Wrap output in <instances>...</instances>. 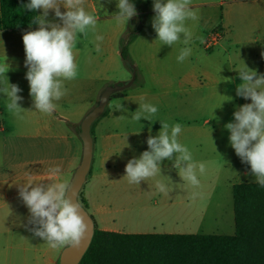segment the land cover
<instances>
[{
	"label": "crops",
	"instance_id": "obj_1",
	"mask_svg": "<svg viewBox=\"0 0 264 264\" xmlns=\"http://www.w3.org/2000/svg\"><path fill=\"white\" fill-rule=\"evenodd\" d=\"M143 1L153 6V0ZM234 2L228 8L222 4L213 8L203 5L199 9L190 5L198 19L186 21L192 33L188 45L192 54L183 63L177 61V56L185 45L170 47L156 40L152 27L155 13L150 9L144 26L129 45L133 69L139 72L138 85L130 83L129 87L113 92L107 106L109 114L94 127L93 162L81 195L100 229L127 234H187L177 230L186 226L187 219L202 220L208 215L211 205L217 204L224 178L232 193L237 184L256 183L250 175V165L242 163L231 147L225 125L234 122L233 113L240 106L251 103L250 99L236 95L237 85L242 82L237 70L245 64L264 74V0ZM83 6L87 12L98 14L99 20L114 21L116 0H84ZM65 10L61 7L62 12ZM136 10L138 15L128 24L131 20L137 24L142 12ZM38 12L42 14V10ZM47 19L62 23L52 10ZM126 25L118 23L107 34L102 47L109 58L93 76L87 71L92 62L87 57L83 60V47L78 43L75 59L79 69L84 67L85 74L81 69L77 79L65 81L68 94L56 102L58 107L52 116L35 111L25 78L22 36L38 25L16 31L0 30V63L10 65L6 73L8 82L22 90L18 93L23 97L19 103L25 109L23 119L10 115L5 108L6 97L0 93V264H57L52 249L30 231V214L18 188L29 181L53 183L61 178L70 184L83 154L79 136L82 121L107 89L131 82L116 73H122V43L129 39L130 30ZM216 30L221 33L220 41L207 50L205 42ZM224 78H231V82ZM4 79L0 77V81ZM0 87H4L2 82ZM117 92H124L123 96L113 98ZM141 102L157 106L153 122L131 119ZM117 103H122L126 111L117 110ZM159 120L181 123L179 142L188 146L195 161L206 163L205 173H198V187L183 182L173 168L174 161L167 159L161 162L162 175L139 185L123 178L127 162L148 150L149 135L158 134ZM227 158L241 164V174H233L225 164ZM57 166L61 168L60 176L49 178L48 169ZM237 177L246 181L233 183L232 179ZM157 181L170 188L167 195L157 191Z\"/></svg>",
	"mask_w": 264,
	"mask_h": 264
},
{
	"label": "clouds",
	"instance_id": "obj_2",
	"mask_svg": "<svg viewBox=\"0 0 264 264\" xmlns=\"http://www.w3.org/2000/svg\"><path fill=\"white\" fill-rule=\"evenodd\" d=\"M83 3L84 0H29L22 6L31 13L42 10L41 15H35L30 21L38 25V28L26 31L22 36L29 95L33 108L41 114L52 116L58 107L56 102L68 94L65 81L79 77L80 69L75 57L81 35L85 40L90 35L94 36L91 42L95 43V51L101 52L100 43L97 42H102L104 37L96 34L99 16L87 12ZM190 5L191 0H153L155 16L152 27L157 34L156 40L170 47L183 43L185 47L180 49L177 56L179 63H183L192 54V48L188 46L192 33L186 21L197 20L198 14ZM61 7L66 10L62 12ZM116 8L112 17L117 23L128 24L131 18L138 15L131 0H116ZM50 10L54 11L55 17L62 23L47 19ZM9 70L8 63H0V77L5 78L0 81L4 84V87H0V93L6 97V111L23 119L22 112L25 109L19 103L23 97L18 95L22 90L16 84H9L6 76ZM237 71L242 82L237 85L236 95L250 99L251 103L240 106L233 113L234 122L227 123L225 128L230 132L229 142L236 155L242 163L250 165V175L257 184L264 187V74H258L245 64ZM224 79L231 82V78ZM115 107L126 111L122 103H117ZM157 113V106L141 102L131 119L139 122L143 118L153 122ZM159 121L161 128L158 134L149 135L147 139L148 150L142 152L139 158L127 162L123 178L130 184L139 185L141 181L162 175L161 162L167 159L174 161L173 168L183 182L198 187V173H205L206 163L195 161L188 146L179 142L178 137L183 130L181 123ZM60 174L59 166L48 169L49 178L59 177ZM155 187L165 195L170 191L161 181H157ZM69 188L68 180L63 178L53 183L29 181L18 188L19 197L30 214V231L53 250L79 247L87 231L77 194L74 201L67 195Z\"/></svg>",
	"mask_w": 264,
	"mask_h": 264
},
{
	"label": "trees",
	"instance_id": "obj_3",
	"mask_svg": "<svg viewBox=\"0 0 264 264\" xmlns=\"http://www.w3.org/2000/svg\"><path fill=\"white\" fill-rule=\"evenodd\" d=\"M29 0H0V30L16 31L34 27L31 13L22 6ZM142 8L148 2L131 0ZM137 28L123 40L122 57L133 69L129 45L140 31ZM131 82L138 85L139 75L133 69ZM126 91V90H125ZM124 92L112 97L119 98ZM109 114L106 108L102 117ZM99 120L92 126L94 127ZM87 209V201L79 196ZM235 233L218 234H127L104 231L96 223L92 243L80 264H264V187L257 183H241L233 188Z\"/></svg>",
	"mask_w": 264,
	"mask_h": 264
},
{
	"label": "rangeland",
	"instance_id": "obj_4",
	"mask_svg": "<svg viewBox=\"0 0 264 264\" xmlns=\"http://www.w3.org/2000/svg\"><path fill=\"white\" fill-rule=\"evenodd\" d=\"M221 4L225 8H228L230 5L235 4V2L234 0H191V5H193L197 9H199L203 5H207L208 7L213 8L216 6H220ZM135 8H137L139 12H142V14H141V17H138L137 24L134 23L135 21L131 20L130 23L126 25V29L127 27H132L131 29L132 31L133 29L137 28L138 25L140 26V23L143 24L141 28L144 26V23L146 22L148 18L150 9H152L153 6H151L148 3L147 6L143 5L142 8H139L137 6H135ZM106 21L107 20L105 18L102 20H99L98 25H97L96 34L102 35L104 37L102 42H97V43H100V47H101L100 53H97L95 51V43L91 42L94 40V36L90 35L89 39L85 40V39H82V35H81V41L79 44L83 47V60H85L87 57L92 62L90 63V66L87 68L88 74H90V76H93L98 71H101L102 69L101 65L107 62L109 58V53L105 52L102 46L105 45L107 41V34L111 31L112 27L117 26L118 23L115 20L112 23H109V22L106 23ZM131 30L128 31L129 36L127 38L130 37V33H132ZM214 32H218L219 34H221L219 30H216ZM124 38L125 37L123 35L122 39ZM129 54H130V51H129ZM81 69H82V73L85 74L84 67H81L80 71ZM120 70H122V73H118V72L116 73L120 74L122 77H125L126 79H130V81L132 80L133 73L132 74L129 73L130 67L128 66V64L126 63L123 57H121L120 59ZM116 79L117 77H115L114 80ZM97 83L98 85H101V82H97ZM225 164L228 168L233 170L234 175H236L237 173L241 174L240 173V167H241L240 163L233 162L232 159L227 158ZM244 181L246 180H243L241 177L232 179L233 183H241ZM225 184L226 182L224 178L220 182L221 187H219L217 204L214 203L211 205L208 215L204 219L202 218V220H197L196 218L187 219L185 222L186 226L179 228V230H177L178 233H181L183 231H185L187 234L203 233V234L233 235L235 233L233 193L231 190L227 189L228 186H225ZM220 188H221V191H220ZM65 248L66 247L56 249V250L52 249V254L57 257V261L62 251Z\"/></svg>",
	"mask_w": 264,
	"mask_h": 264
},
{
	"label": "water",
	"instance_id": "obj_5",
	"mask_svg": "<svg viewBox=\"0 0 264 264\" xmlns=\"http://www.w3.org/2000/svg\"><path fill=\"white\" fill-rule=\"evenodd\" d=\"M126 87L128 86L123 85L107 89L102 94L98 105L82 121L81 129L79 132V136L83 144L82 159L79 166L75 170L73 178L70 182V188L68 190L67 195L75 201L77 194L78 202L82 207L80 211L84 216L85 223L87 224V231L79 247L76 248L68 246L62 251L57 261V264H80L94 238L96 230L95 219L89 213V211L81 204L79 199L80 193L91 171L93 162L94 139L92 135V126L104 114L108 106L109 99L113 92L121 91Z\"/></svg>",
	"mask_w": 264,
	"mask_h": 264
},
{
	"label": "built area",
	"instance_id": "obj_6",
	"mask_svg": "<svg viewBox=\"0 0 264 264\" xmlns=\"http://www.w3.org/2000/svg\"><path fill=\"white\" fill-rule=\"evenodd\" d=\"M220 38H221V34H219L218 32H212L205 42V48L209 50L217 46V44L220 41Z\"/></svg>",
	"mask_w": 264,
	"mask_h": 264
}]
</instances>
